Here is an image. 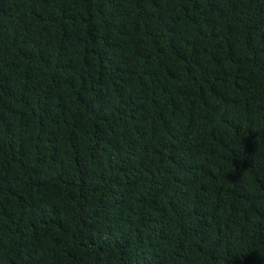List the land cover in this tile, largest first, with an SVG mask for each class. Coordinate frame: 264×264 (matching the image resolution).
Segmentation results:
<instances>
[{
  "label": "trees",
  "instance_id": "obj_1",
  "mask_svg": "<svg viewBox=\"0 0 264 264\" xmlns=\"http://www.w3.org/2000/svg\"><path fill=\"white\" fill-rule=\"evenodd\" d=\"M0 264H264V0H0Z\"/></svg>",
  "mask_w": 264,
  "mask_h": 264
}]
</instances>
